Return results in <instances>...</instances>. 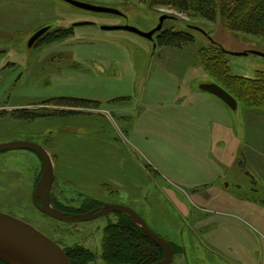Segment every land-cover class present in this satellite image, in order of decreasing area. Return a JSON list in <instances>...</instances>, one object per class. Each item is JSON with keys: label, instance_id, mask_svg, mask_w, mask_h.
<instances>
[{"label": "rangeland", "instance_id": "1", "mask_svg": "<svg viewBox=\"0 0 264 264\" xmlns=\"http://www.w3.org/2000/svg\"><path fill=\"white\" fill-rule=\"evenodd\" d=\"M78 1L122 16L63 0H0V144L40 148L0 152V212L64 249H90L91 264H104V229L122 213L83 222L54 214L86 218L125 206L174 245L172 264H264V109L238 103L222 117L200 90L216 83L205 55L220 56L233 76L264 71V56L254 54H264V37L234 33L221 16L211 22L139 1ZM163 14L173 17L163 31L188 33L194 42L159 47L157 34L151 41L102 29L146 33ZM44 27L50 30L30 48ZM72 29L49 43L52 34ZM61 98L94 104L54 103ZM48 164V208L55 212L35 196ZM87 209L95 210L79 212Z\"/></svg>", "mask_w": 264, "mask_h": 264}, {"label": "trees", "instance_id": "2", "mask_svg": "<svg viewBox=\"0 0 264 264\" xmlns=\"http://www.w3.org/2000/svg\"><path fill=\"white\" fill-rule=\"evenodd\" d=\"M139 1L148 7L165 6L187 14L191 18H202L216 22L221 16L234 33H245L264 37V0H123ZM72 30H62L50 36L49 43L64 39ZM194 42L192 35L185 32L161 31L157 33L159 47L181 48ZM223 51V50H222ZM225 52V51H223ZM226 53V52H225ZM205 54V53H204ZM205 59V68L215 77L216 83L231 94L238 103L250 108L264 109V71L254 78L233 76L230 68L217 58ZM227 81V86L222 85ZM60 106L87 108L94 103L80 98H61L54 102ZM24 112L23 114H27ZM22 114V115H23ZM95 209H99L95 207ZM92 209V210H95ZM92 210L79 211L87 213ZM174 253L178 250L169 242ZM72 264H91L96 254L85 247L64 249ZM166 258L165 249L139 228L131 216L122 214L118 221L110 222L104 229L102 261L104 264H159ZM0 264H8L0 258Z\"/></svg>", "mask_w": 264, "mask_h": 264}, {"label": "water", "instance_id": "3", "mask_svg": "<svg viewBox=\"0 0 264 264\" xmlns=\"http://www.w3.org/2000/svg\"><path fill=\"white\" fill-rule=\"evenodd\" d=\"M63 1L83 10L96 12V13H105V14L122 16V13L120 11L112 8L96 6L78 0H63ZM172 18L173 17L170 16L169 14H163L160 17L159 24L153 30L146 33L132 26H103L102 29L107 31L124 30L128 32H132L144 38H147L151 41H154L155 35L163 30L165 21ZM90 24L92 23H78L75 24L74 26L76 27V26H83ZM190 28L198 31H202V29L198 27L190 26ZM49 30H50L49 27H44L39 31H37L31 37L29 41V47L31 48ZM254 54L264 56V54L259 52H254ZM235 55L246 56L248 55V53L235 54ZM200 89L206 93H209L217 97L232 110L237 109L238 107L237 100L217 83L202 84L200 86ZM17 148H30L36 150L40 149L38 145L29 142L0 144V152H5ZM51 212H55V211H51ZM113 212L128 214L129 216L132 217L135 223L136 220L140 221L148 237L158 242L166 251V258L159 264L173 263L175 253L172 245L168 241L157 236L149 227L145 226V224L141 222V217H139L136 213L132 212L125 206L110 205L103 208L95 216H90L86 218L82 216L69 217L67 215H62L57 213L54 214V217L59 221L83 222V221H90L98 216L100 217L102 215ZM0 252L16 257L22 260L23 262H25L26 264H72L69 258L67 257L65 251L63 250V248L57 242H55L47 235L39 231L33 225L1 212H0ZM0 258H2L7 263H9L1 255Z\"/></svg>", "mask_w": 264, "mask_h": 264}, {"label": "crops", "instance_id": "4", "mask_svg": "<svg viewBox=\"0 0 264 264\" xmlns=\"http://www.w3.org/2000/svg\"><path fill=\"white\" fill-rule=\"evenodd\" d=\"M203 95H206L205 97L207 99H209V101L213 105H215L217 107V109H219V112L221 113L222 117H224V115L226 116L227 113H230L231 109L226 104H224L221 100H219L217 97H215V96H213V95H211L209 93H206V94H203ZM201 96L202 95L199 96L200 100H201ZM196 119L198 121H200L199 118H196ZM220 121L223 122L222 120H220ZM50 171H51V164H48V172L46 173L47 177L42 179V181L39 183V185H38V187L36 189V192H35V196H36L37 200L41 202L42 209L44 211H47V210L53 211L54 210L53 208H51V209L48 208V206H49L48 204L50 202V195H49L48 191L46 190L47 186H48V182L47 181H48V178H49V175H50ZM44 179H45V181H43Z\"/></svg>", "mask_w": 264, "mask_h": 264}, {"label": "bare ground", "instance_id": "5", "mask_svg": "<svg viewBox=\"0 0 264 264\" xmlns=\"http://www.w3.org/2000/svg\"><path fill=\"white\" fill-rule=\"evenodd\" d=\"M0 255L5 258L9 263L11 264H26L25 262H23L22 260L16 258V257H13L9 254H6V253H2L0 252Z\"/></svg>", "mask_w": 264, "mask_h": 264}, {"label": "flooded vegetation", "instance_id": "6", "mask_svg": "<svg viewBox=\"0 0 264 264\" xmlns=\"http://www.w3.org/2000/svg\"><path fill=\"white\" fill-rule=\"evenodd\" d=\"M39 41V40H38Z\"/></svg>", "mask_w": 264, "mask_h": 264}]
</instances>
